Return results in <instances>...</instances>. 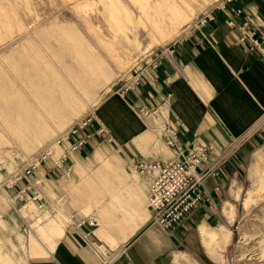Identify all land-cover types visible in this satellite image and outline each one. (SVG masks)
<instances>
[{
	"label": "crops",
	"instance_id": "crops-1",
	"mask_svg": "<svg viewBox=\"0 0 264 264\" xmlns=\"http://www.w3.org/2000/svg\"><path fill=\"white\" fill-rule=\"evenodd\" d=\"M235 4L243 9L241 17H234L237 26L228 24L227 11H216L206 27L179 43L173 59L163 61L156 77L145 75L139 87L122 96L136 111L141 106L149 111L166 108L164 135L160 134L159 139L152 134L154 127L147 118L130 115L122 101L111 98L100 107L109 124L118 129L119 135L113 133L120 140L133 133L138 140L132 141L131 136L114 156V164L107 158L108 147H95L90 168L108 164L120 179V169L127 170L130 179L115 193L106 194L93 178L95 193L101 197L87 200L82 208L102 224L90 228L80 225L82 218L58 225L50 236L53 250L40 244L48 257L31 259L28 264H129L125 256L104 263L92 244L102 246L108 254L126 249L134 264H236L234 227L244 216L247 191L250 195L255 181L264 179V59L239 41V26L246 20L248 28L264 32V0H235ZM171 132L176 135V146L201 144L209 146L213 156L226 157L218 166V175L209 176L202 186L206 201L166 231L150 226L148 181L145 177L135 178L128 165L142 158L151 159L144 155L149 138L155 139L160 149L154 159H181L183 153L167 146L168 152L163 150ZM229 149L232 151L227 154ZM54 161L42 165L32 179L57 189L65 178L64 169L74 162L70 156L60 165ZM52 192L56 197L70 195L66 191ZM50 194L46 191L42 197L45 206L50 203ZM94 204L99 206L95 208Z\"/></svg>",
	"mask_w": 264,
	"mask_h": 264
},
{
	"label": "rangeland",
	"instance_id": "rangeland-1",
	"mask_svg": "<svg viewBox=\"0 0 264 264\" xmlns=\"http://www.w3.org/2000/svg\"><path fill=\"white\" fill-rule=\"evenodd\" d=\"M82 1L0 0V10H3L5 15L3 19L5 22L4 34L13 33L15 35L24 26H29L28 31L35 28V34L32 35V44L38 45V51L44 56L42 61L48 64H46L47 70L54 72L59 87L54 88V92L56 95L64 96L66 94L68 96L67 100H61L60 106L56 109L51 111L38 109L34 111L30 118L22 116L17 111L4 112V110H0V133L3 132L6 139H8L6 144L3 141L0 143V164L4 167V171L0 175L1 183H11L12 176L21 172L29 163L33 162L40 151L46 147L50 146L52 148L54 159L63 156L65 153L64 147H57L54 144L59 133L87 114H93L103 123L98 108L111 98H116L126 104L130 109V115L134 114V116L140 118L146 117L154 127L152 134L156 135L157 139H159L160 134L164 135L163 120L165 121L167 117L165 107L140 115L138 111L130 108L123 99V95L118 94L114 87L119 79L137 62L139 57L173 41L187 23L217 0L208 2L201 9L197 8L190 19L179 26L174 36L161 42H157V39H155L156 42L146 50L143 48L141 50L134 49V47H137L138 39L142 37L136 33L143 30L129 27V23L136 17L137 0H117L115 5H121L126 10L118 8L106 12L104 15L106 19L111 21L117 39V42L113 45L114 50L112 53L109 47L97 46L94 43L99 38L98 30L90 26L84 18V13L77 9V4ZM105 1L108 3V0ZM34 14H39L40 18L37 24L32 25L28 21ZM42 28L47 29L48 33L54 38L65 39L67 41L65 45L69 48L91 46L101 60L97 70L103 75L108 73L104 83L100 84L96 90H91L86 94L81 88L82 91L80 92L78 84L74 81H76L75 76L82 73L81 69L71 60L61 56L64 54L62 50L55 51L43 43V38L41 39L37 33ZM13 47H0V84L3 82L16 83L15 67L6 59V56L15 50L12 49ZM123 59L125 60L123 61ZM121 60L123 62H121L120 67L116 66V61ZM71 108H73V111H71ZM56 112L66 113L68 120L66 119L63 124H60L57 119L59 115H56ZM4 123L8 125V128L2 131L1 124ZM105 127L111 133L113 142L110 144L101 139L89 140L86 149L75 156L70 155L74 162L71 165L74 172L71 177H65L57 189L45 181L32 179L30 190L35 194L43 197L46 191L51 192L50 196H47L50 202L49 205L39 209L30 201L14 200L10 193L8 196L11 200L6 199L4 194L0 192V264H28L31 259L47 258L49 253L40 244L50 251L53 250L54 244H52L50 236L53 235L58 225H66L71 221L78 222L84 217L92 216L86 214L82 207L87 200L93 201L101 197L100 194L95 193L97 186L93 183V169H90L93 149L99 145L108 147L107 158L114 164V162L116 163L114 156L118 155L124 143L131 136H134L132 141L138 140L135 133L127 139L120 140V137L115 135L112 130L106 125ZM42 128L47 129L50 136L43 142L36 144L32 150H26L24 140H20L17 136L23 134L31 138L38 134ZM13 129H17L19 133ZM146 144L144 155L154 159V153L160 151L158 142L149 138L146 140ZM162 146L163 150L168 152L165 143ZM133 164L132 162L131 165H128L131 172L133 171ZM134 176L137 178L142 177L137 174ZM52 191H66L70 195L56 197ZM248 192L243 202L244 216L236 222L234 227L232 240L235 252L234 260L236 264H264V179L255 181L254 190L250 191V195H248ZM108 197L109 195H105L106 199H109ZM95 206L97 207L99 204H94ZM76 215L78 218H73ZM96 218L98 223L102 224L99 218Z\"/></svg>",
	"mask_w": 264,
	"mask_h": 264
},
{
	"label": "built area",
	"instance_id": "built-area-1",
	"mask_svg": "<svg viewBox=\"0 0 264 264\" xmlns=\"http://www.w3.org/2000/svg\"><path fill=\"white\" fill-rule=\"evenodd\" d=\"M227 11L228 24L237 26L234 17H241L243 9L235 4V0H217L213 5L203 9L194 19L187 23L179 35L170 43L151 51L137 59V62L126 72L115 89L120 95H128L142 84V78L146 76L156 77L161 70L164 60H171L179 43L192 33L198 32L214 19L216 11ZM248 21H244L239 28L241 34L239 41L247 45L250 51L259 53L264 59V32L257 28H248ZM139 114L149 111L145 106L137 108ZM101 139L104 142H113L109 131L93 115L87 114L75 121L67 129L56 137L54 144L64 147L63 156L55 159L60 165L70 155H76L83 149L89 140ZM165 145L179 153H183L181 159L165 162L162 160L142 158L132 165L135 174L145 177L148 181L149 196V224L160 230H171L187 219L191 213L206 200L202 195V186L209 176L218 175V166L226 154L215 157L211 148L205 145H193L191 147L176 146V135L171 132ZM230 151H227L228 154ZM52 148L46 147L37 155L33 162L29 163L21 172L12 176L11 183L0 182V192L9 199V193L14 200H26L34 203L37 208H44V199L31 192L32 178L38 169L45 163L53 160ZM4 171L0 164V175ZM74 170L67 166L64 177H71ZM11 200V199H9ZM96 227L99 223L95 216L84 217L80 225ZM94 253L102 258L104 263H109L119 257L125 256L129 264H134L126 249H117L108 254L102 246L92 244ZM51 264H57L53 261Z\"/></svg>",
	"mask_w": 264,
	"mask_h": 264
},
{
	"label": "bare ground",
	"instance_id": "bare-ground-1",
	"mask_svg": "<svg viewBox=\"0 0 264 264\" xmlns=\"http://www.w3.org/2000/svg\"><path fill=\"white\" fill-rule=\"evenodd\" d=\"M116 1L117 0H108L107 3L105 0H83L81 3L77 4V9L84 13V18L87 23L98 30L97 33L99 34V38L94 41V43L97 46L109 47L111 53L114 50L113 45L117 42V39L111 21L106 19L104 15L106 12L117 10L118 8L126 10V8L121 5H115ZM212 1L216 0H137L136 17L129 23V27L134 29L141 28L143 31L136 33L142 37L138 39L137 47H134V49L141 50L143 48L146 50L156 42L154 41L155 39H157V42H161L171 38L174 36L179 26L190 19L197 8L201 9L203 5ZM4 16L3 10H0V47H13L16 44L12 48L15 50L8 54L6 59L15 67L17 79L14 84L11 82H3L0 84V110H4V112L17 111L22 116L30 118V116L34 114V111L38 109L50 111L56 109L60 106L61 100H67L68 96L66 94L64 96L56 95L54 92V88H59L54 72L47 70L48 64L46 63V65L42 61L44 56L38 51V45L32 44V35L35 34V28L32 31H28L27 29L29 26H24L19 30V33L15 35H13V33L5 35ZM39 18V14H34L28 23L32 25L35 23L37 24ZM37 33L41 39L43 38V43L47 44L55 51L62 50L64 54L61 56L78 65L82 73L75 76L76 81L74 82L78 84V88H81L85 94L91 90H96L100 84L104 83L108 73L103 75L97 70L101 60L91 46L69 48L65 45V43H67L65 39L52 37L45 28L40 29ZM47 51L49 50L47 49ZM48 57L50 58V56ZM125 59H123V61ZM123 61H116V66L120 67ZM90 66L92 67L90 68ZM81 89L80 92L82 91ZM61 105L64 106L63 104ZM72 109L73 108H71V111H73ZM98 112L102 116V121L108 125L112 132L119 135L118 129L109 124L102 108L99 107ZM55 114L59 115L57 119L60 121V124H63L66 119L68 120L66 113L56 112ZM1 126L2 131L8 128L6 123L1 124ZM13 130L19 133L17 129ZM49 136V131L42 128L34 137L30 138L20 134L17 138L24 140L25 149L30 151L36 144L43 142ZM1 141H3L4 144L8 141L3 132L0 133V143ZM101 160L102 159L98 161ZM126 171L127 170L120 169V179L114 174L110 165H96L95 170H93V178L96 184L101 188V192L112 194L120 189L124 181L130 179V174L128 175ZM133 175H135L134 172ZM114 200L117 204H122L116 197Z\"/></svg>",
	"mask_w": 264,
	"mask_h": 264
}]
</instances>
